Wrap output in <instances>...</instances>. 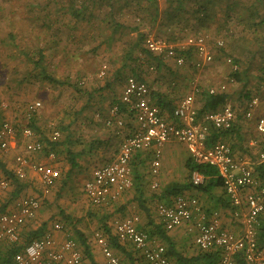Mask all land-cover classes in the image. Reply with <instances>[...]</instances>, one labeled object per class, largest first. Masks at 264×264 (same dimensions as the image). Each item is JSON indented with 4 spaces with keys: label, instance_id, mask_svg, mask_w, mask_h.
I'll return each mask as SVG.
<instances>
[{
    "label": "crops",
    "instance_id": "crops-1",
    "mask_svg": "<svg viewBox=\"0 0 264 264\" xmlns=\"http://www.w3.org/2000/svg\"><path fill=\"white\" fill-rule=\"evenodd\" d=\"M195 2L203 4L208 2L209 7L207 11L208 17L203 18L205 26L203 28L195 26L197 30L201 28L199 32L206 31V33H209L210 36L207 35L210 38L214 37L215 34L219 36V39L223 38L225 41L224 48L227 47L226 50L224 49L225 52H223L228 55L231 54L240 63L241 61H245V63H250L248 65L251 66V62L255 61L254 67L256 69L262 67V70L258 72L259 78L256 83V94L260 99L263 98L264 0L179 1L187 10ZM170 4L173 5V8L176 5V3ZM184 13H187L186 10ZM188 15L190 16V14ZM200 16H202L201 13ZM216 21L219 22L218 26H216L219 33H216L217 30L214 29V22ZM194 22H196L195 19ZM240 38L241 40L248 39L251 48L246 49V47L240 46ZM243 52L247 56H241L240 54ZM0 69L5 70L4 67ZM116 70H119L121 73L124 69L116 68L114 71ZM50 75L57 82H48L46 79H34L32 77H28L27 79L23 77L24 74L17 72L15 83L18 86L30 83L36 85L37 88L41 87V91L38 89V92L42 93V96H47L49 92L45 91L44 88L54 89L53 87L64 81L57 78L59 76H56L55 73H50ZM102 76L99 75L98 77L102 78ZM112 77L113 75H108L107 80L103 83L100 82V86H97L95 90L86 94V102L84 103H87V106L88 104L89 106L90 104H96L97 106L94 105L93 110L100 109L96 113L91 112L88 114L87 109L89 107L80 109L78 105L73 109H69L59 104V108H56L55 95L53 93L48 94L47 97L50 103H47L44 99L35 98L30 100L23 110H20V112H23L22 116L25 115L27 118L22 119L24 122L12 124L15 128L14 135L8 136L7 147L0 149V161L4 163L7 170L12 174V177L8 178L0 171V178H5L8 181V186L1 191L0 205H4V209L1 212L13 211L16 201L26 195L38 198L40 206L33 218L26 219L18 227V242L3 241L1 243L0 264H13V255L9 258L7 257V253L13 245H18L20 247L18 248L19 250L27 242L40 238L47 231L51 232L56 245H59L66 238L73 239L81 253V264H105L104 256L94 239L93 234L96 231L106 238L119 264H146L141 252L134 248L131 243L120 241L113 230L112 222L114 219L128 216H137L136 227L147 233L149 245L161 244L165 247L169 264H216L218 262L220 256L217 260L218 253L216 254L214 250L216 248L203 250L194 242V236L197 233L195 221L202 215L206 221L217 220L220 230L234 234H239L242 231L241 220L245 207L233 206L220 184L210 185L206 190L192 187L190 185V175L193 170L190 171L186 164L189 161H191L192 166L196 163L191 159L185 145L173 139L165 142L162 146L160 167L156 175L150 172L151 150L147 149L136 152L130 160L132 186L107 204L94 205L89 201L84 192L85 182L91 177L93 170L97 166L109 162L115 157L118 148L116 145H119V141L122 138L121 134L125 132V126L130 127L128 133L134 127V122H131L127 113L121 111L125 106L119 100L126 77L121 81L116 80L111 82ZM83 83L84 81L81 80L80 82L76 81L73 85H75L76 89H79L81 87L79 85ZM116 84L122 86L117 98L112 96V100L106 102L100 99L91 101L94 94H100V98L104 90L111 91L110 88H113ZM37 100H41V105L38 108L29 110V105ZM118 103L122 105V109H120L121 106L119 108ZM114 105L118 106V112L115 115L110 111ZM199 106H201V102ZM161 113L167 120L176 122L171 113L165 110H162ZM259 113H264V102L259 104L256 115ZM91 115L93 116L92 119L85 118L91 117ZM33 116L32 122L36 128L32 129L30 127L34 134L32 138L27 139L23 135L22 130L24 127H29L28 118H32ZM46 117L53 120L48 121V119L45 123L44 118ZM117 118H121L123 123H125L122 128H117L114 125V119ZM107 120H112V124L106 125ZM103 124L106 127H100ZM233 125L234 130L232 133L220 139L230 144L233 155L244 156V158L250 160L254 176L257 177L259 183L263 184L259 176V172L261 171L259 170V166L263 164L257 163V152L264 149V140L255 132L254 120L237 119ZM55 130L59 132L57 141L61 140L63 143L59 146L57 152H52L54 154L52 158L49 157V152L45 153V147L35 152L25 150L24 144L28 140L43 143L40 140L47 138L53 141L50 136ZM249 132H252L251 135L255 134L258 138L247 139L248 137L246 136H248ZM16 133L19 138L21 136L20 145L16 143L18 142L15 138ZM110 139L114 140L116 144L111 152L108 150V145L111 142ZM245 145L249 148L252 147V149L249 150ZM17 154L23 155L31 162L44 163L58 170V177L54 184L47 191L44 190L38 174L29 167L24 168L25 175L23 178L15 176L12 170L14 167V156ZM70 155L73 156L75 164V167L72 169H70L68 160ZM75 176H78L75 180H79V183L67 185V182ZM205 180L208 183V179L205 178ZM154 182H156V186L152 187ZM180 194L196 198L200 211L194 212L191 220L167 230L164 228L162 220L158 215L157 206L158 204L172 203L175 196ZM259 216L260 228L257 231V237L259 246L264 248V234L262 236L261 231V228L264 227V211ZM55 223L59 224L61 229H55ZM239 255H236V257H239Z\"/></svg>",
    "mask_w": 264,
    "mask_h": 264
},
{
    "label": "built area",
    "instance_id": "built-area-1",
    "mask_svg": "<svg viewBox=\"0 0 264 264\" xmlns=\"http://www.w3.org/2000/svg\"><path fill=\"white\" fill-rule=\"evenodd\" d=\"M212 45L216 48L223 47L222 39H214ZM211 45V46H212ZM209 37L206 34L186 36L177 45L168 39L147 35L144 38V47L155 55L171 57L176 65H183L185 53L193 52V65L196 69L202 68L213 59V52ZM225 63L229 64L233 71L238 69V64L231 56H226ZM106 66L102 65L99 75H103ZM209 94L225 92V85L220 84L208 89ZM199 89H195V92ZM128 113L132 115L133 130L122 136L115 157L102 165L97 166L91 177L84 184V192L89 201L94 205L107 204L115 200L124 190L132 186L130 160L136 152L151 150L150 172L156 175L160 167L162 146L170 139L185 145L191 159L196 164L211 166L216 171L221 185L229 202L236 207L244 206L242 216V231L234 234L218 228L215 219L206 221L200 216L195 221L197 233L194 236L195 244L203 250L219 248L220 257L216 264H235L236 255L240 254L247 264H264V248L257 241L258 217L264 211V185L258 182L254 176L253 167L244 156L233 155L228 142L219 139H211V129L225 131L230 129L237 119L254 120L255 131L264 140V113L256 115L259 104L263 98L255 94L245 102L242 111L229 104L198 114V108L194 102V91L182 96L171 111V116L176 120H167L161 110L152 100L151 90L145 80H139L133 75L125 78L124 86L119 98ZM40 101H34L29 105V110L38 108ZM113 115L118 112V106L111 110ZM241 114V118L238 115ZM117 128L124 126L121 118L114 119ZM112 120H107L106 125H111ZM23 135L30 139L33 130L24 127ZM14 135V128L8 121L0 124V149H5L8 136ZM59 137L57 130L53 131L50 138ZM42 143L28 140L24 144L25 150L35 152L42 150ZM53 157L52 152L48 153ZM257 163L264 165V149L257 152ZM34 170L47 191L58 177V170L40 162H31L23 155L14 156L13 174L18 178L25 175L24 168ZM205 176L193 170L190 175L192 185L204 183ZM8 186L5 178H0L1 191ZM156 186V182L152 187ZM40 201L38 198L26 195L16 201L13 211L0 212V245L3 241L18 242V227L26 219L35 216ZM200 206L196 198L183 195L175 196L170 204H158L157 212L163 226L169 230L183 222L192 219L194 212H199ZM137 216H128L114 219L113 230L117 238L122 242H129L139 250L146 264H169L165 247L161 244L149 245L146 232L136 227ZM55 229H61L57 223ZM94 239L104 256L105 264H119L117 257L111 251L106 238L98 231L94 232ZM13 264H81V253L73 239L66 238L56 245L50 231L45 232L40 238L32 239L13 254Z\"/></svg>",
    "mask_w": 264,
    "mask_h": 264
},
{
    "label": "rangeland",
    "instance_id": "rangeland-1",
    "mask_svg": "<svg viewBox=\"0 0 264 264\" xmlns=\"http://www.w3.org/2000/svg\"><path fill=\"white\" fill-rule=\"evenodd\" d=\"M76 1L78 3L74 6L77 7L86 5V1L90 2V0ZM129 2L127 5H123V0H96V11L93 12L92 7L89 9L93 12L91 18L83 19V15H87L85 12L75 19L69 15V11L67 13L65 11L67 0H0V68H5V70L0 69V121L7 120L14 125L17 122H24L22 119L27 117L22 116L23 112L20 110H23L24 106L35 98L44 99L50 103L47 97L51 93L55 95L56 108H59V104L69 109L78 105L80 109L89 107L87 109L88 114L96 113L100 110H93V106H97L96 104H90V106L88 104L87 106V103H84L86 102V94L100 86V82L103 83L107 80L108 75H113L116 68L121 69L123 56L128 51L129 45L137 38L138 32L144 33L143 48L144 38L147 35L163 37L175 45L188 35L198 33L209 35L206 31L199 32L201 28L198 30L195 28L194 19L188 15V12H182L180 22L178 23L175 19L174 21L177 23L169 24L168 28L157 24L150 26L144 17L143 9H138L134 3ZM157 4L160 11L173 8V5L167 3V0H157ZM141 6L146 7L148 11L152 9V6L147 5L144 1H141ZM44 11L45 13L48 12L47 19ZM111 19L120 26L115 28L113 26L115 24L109 22ZM217 24L219 22H214V29L217 30L216 33H219L218 27L216 28ZM108 35L111 36L109 40L106 39ZM216 38H219L217 34L212 38L209 37L210 46ZM221 39L223 40L222 49L212 45L213 59L200 69L194 67V56L191 51L186 53L185 62L181 66L176 65L171 57L162 58L161 64L156 66L155 63L147 61L144 55L137 51L134 56L136 55L138 59L135 58L134 61H130L131 67L136 68L151 91L164 93L167 98H172L174 103L182 96L194 91L196 108H200V96L198 94L201 88L208 89L224 84L225 92L229 97L226 104L235 108L239 114L247 101L243 94L245 92L251 93L250 95L256 94L259 69L254 67L255 61L251 62V66L246 61L247 67H245L246 63H243L245 61H241L239 64L236 62L241 79L240 81L236 80L232 75L231 66L225 63L226 56H231L233 60L234 56L220 52V50L225 52L227 48H224L225 41L223 38ZM239 45L246 47V49L251 48L248 39L241 40L240 38ZM38 50H41L45 57L42 66L47 67L45 68L47 72L55 73L56 76H59L57 78H60L61 81L64 80L63 83L53 87L54 89L44 88L45 91L49 92L47 96H42V93L38 92V89L41 91V87L37 88L36 85L30 83L18 86L15 83L17 72L24 74L23 77L28 79V74L33 67L32 61L38 59ZM240 55L247 56L244 52ZM102 65L106 66V72L100 78L98 76ZM123 69L120 73L123 78L131 74L129 65L124 66ZM81 80L84 83L79 85L81 86L79 89H76L73 84ZM121 85H114L113 88H110L111 91L104 90L100 98V94H94L91 101L100 99L106 102L112 100V96L117 98L122 88ZM196 88L199 91L195 92ZM29 118L28 120L31 121L34 116ZM85 118L92 119L93 116ZM238 118H241V115H238ZM44 119L46 123L49 118ZM40 120L44 122L42 119ZM50 120L53 119L48 121ZM123 124L125 125V123ZM100 127L106 126L103 124ZM129 130L130 127L126 125L124 134L128 133ZM124 134L122 133L121 136ZM251 134L252 132L247 134V139L256 137L255 134ZM15 138L18 141L16 143L20 145L21 136L19 138L16 133ZM110 140L109 152L113 151L116 145L114 140ZM116 147L118 146L116 145ZM251 149L252 147L249 148V150ZM112 153L114 154V152ZM76 178L78 176L70 179L67 185L78 184L79 180H75Z\"/></svg>",
    "mask_w": 264,
    "mask_h": 264
},
{
    "label": "trees",
    "instance_id": "trees-1",
    "mask_svg": "<svg viewBox=\"0 0 264 264\" xmlns=\"http://www.w3.org/2000/svg\"><path fill=\"white\" fill-rule=\"evenodd\" d=\"M129 1H131V2H129ZM129 1L123 0V2H124L123 5H127L129 2V3H134L136 8L138 7V9L142 8L144 13H145L144 17L147 19L150 26H152L153 24H157L159 26L167 27V26H169V24L172 25V24L177 23V22L179 23L180 19H181L180 18L181 14L185 10H186V12H188L190 14L191 17H193L195 19L196 22H194L195 23L194 26H196V27L200 26L203 28L205 26L204 25L205 20H203V18L208 17V14H207V11L209 8L208 2H206L204 4L200 3V2H195L194 4H191L189 10H187L184 8L183 5H181L179 3L180 0H167V3L170 4V3L175 2L176 5L174 6V8L160 11L158 9L157 0H129ZM141 1H144L147 5H151L152 9L150 11H148V10H146V7H143V6L140 7ZM198 1H200V0H198ZM77 3L78 2L76 0H67L66 8L64 6V8L66 9L65 10L66 13L69 11L68 12L69 15H71V17H73L75 19H77L81 14H84L85 12L87 13V15L86 14H85V16L83 15V19H85V18L88 19V18H91L93 16L92 15L93 12L96 11V0H90V2L86 1V5H79L78 7L74 6V4H77ZM91 7L93 8V9H91L93 12L89 10ZM43 13H45V11ZM200 13L202 14V16L199 17ZM45 15H46V19H47L48 18V12H46ZM175 19H177L176 20L177 22L174 21ZM109 22L114 23L115 25H113V24L112 25L115 28L120 26V25L116 24L113 19H111ZM159 28H161V27H159ZM158 31H160V29H158ZM143 37H144V33H140V32L137 33V38L129 45L128 51H126L124 56H123L122 66H121V68H123L124 66L129 65L130 73H131L130 75H133L134 77H136L139 80H144V79L142 78L140 73L136 70V68H133L134 66L131 67V63H130V61H134L135 58L138 59V57L136 55L134 56V53H137V51H138L139 53L144 55V57L147 61L155 63L156 66L161 64V61L163 58L161 55H155V54L151 53L149 50H147L145 47L143 48V46H142ZM106 39L107 40L111 39V36H109V35L106 36ZM218 49H222V48H218ZM189 51H191V50H188L187 52H189ZM220 52L224 53L222 50H220ZM37 53H38V59H36V60L32 59L33 61L31 60L33 67L31 69V71L29 72L31 74H28V76L32 77L34 79H38V78L46 79L48 82H55V81L57 82V80L55 78H53V76L50 75L49 72H47V69H45L42 66V63H43L42 61L45 58L44 55L42 54V51L38 50ZM186 53H185V55H186ZM234 62H238V64H239V61L235 58H234ZM243 63H245V62H243ZM247 64L248 63H246V66H247ZM261 70H262V67L259 69V71H261ZM232 75H233V77H235L236 80H238V81L241 80L240 76H239V69L232 71ZM112 78L110 80L111 82H114L116 80L121 81L124 79L123 75L120 74L119 70H116V72L113 74ZM250 94L251 93H249V92H245V94H243L244 98H246L245 100H248ZM151 95H152V100L154 101L156 106H158V108L161 111L165 110V111L171 113V111L175 105L174 100H172V98L169 99L166 97V95L164 96V94L154 92V91H151ZM199 96H200L201 106L198 109V114H201V113L206 112V111H212V110H215V109L221 107L222 105L227 103V100L229 98L228 94L226 92L209 94L208 90L202 89V88H201V91L199 92ZM118 106H119V108L121 106L120 109L123 108L122 105L119 103H118ZM121 111L126 112L128 115V118H130V120L132 121V115L130 113H128L125 108H123V110H121ZM0 124H1V121H0ZM28 126L31 127L32 129L36 128L34 126V123L32 122V120L29 121ZM233 130H234V125L230 129L225 130V131H216L214 129H211V139L224 138L229 133H232ZM40 141L43 142L42 147L43 148L45 147L44 150H45L46 154L48 152H54V153L57 152L59 146L63 143L61 140L57 141V139H56V140L50 141L47 138H42ZM72 157L73 156L70 155V158L68 159L69 163H70V169L75 167L74 166L75 164H74ZM190 162L191 161L187 162V164H186L190 171L197 170L198 172L202 173L205 176V178L208 179V183L206 182V180H204V184L197 185V186L192 185L190 183V185L192 187L198 188L200 190H206L207 187H210V185H218V184L221 185L219 178L216 177V171L213 167L208 166V165H204V164H200V165L194 164L192 166V163H190ZM259 170H261L259 172V176L262 180V183H263L262 185H264V166L260 165ZM0 171L2 172L3 175H6L8 178L12 177L11 172H9L7 170L4 163H2L1 161H0ZM205 182H206V184H205ZM3 209H4V205L2 204V205H0V212L3 211ZM259 224H260V222H259V218H258L257 231L260 228ZM261 229H262L261 231H262V236H263L264 227H262ZM257 241H258V237H257ZM258 244H259V241H258ZM18 248H20L18 245L17 246L13 245L7 253V257L9 258L10 256H12L18 250ZM214 250L216 251V254L218 253L217 254V260H218V257L220 256V250L218 248H216ZM240 256L241 255H239V257ZM239 257L235 258V264H247L242 259V257H240V258Z\"/></svg>",
    "mask_w": 264,
    "mask_h": 264
}]
</instances>
